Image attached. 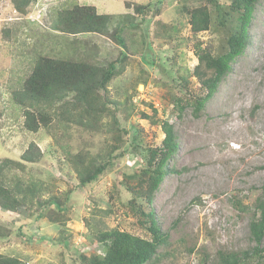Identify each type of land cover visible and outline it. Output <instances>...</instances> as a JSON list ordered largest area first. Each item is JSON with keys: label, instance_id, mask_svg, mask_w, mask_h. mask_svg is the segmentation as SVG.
Returning a JSON list of instances; mask_svg holds the SVG:
<instances>
[{"label": "rangeland", "instance_id": "obj_1", "mask_svg": "<svg viewBox=\"0 0 264 264\" xmlns=\"http://www.w3.org/2000/svg\"><path fill=\"white\" fill-rule=\"evenodd\" d=\"M220 1L227 9L229 0ZM76 2L116 16L111 32L118 17H137L140 26L124 33L128 49L107 35L74 36L51 29L50 14ZM205 4L212 26L193 36L186 10ZM137 7L145 12L139 14ZM230 30V23L220 24L216 7L206 0H37L27 15L16 12L12 0H0V163L22 161L35 143L41 150L37 162L26 163L24 169L10 165L4 178L6 184L21 178L44 185L40 204L37 199L16 212L0 208V254L24 264H79L83 254H104L98 237L105 231L119 229L151 239L149 220L130 207L134 195L123 179L144 167L145 149L162 146L165 135L157 121L174 126L179 150L153 204L138 199L168 235L148 264H218L220 252L255 249L250 225L264 186V0L257 6L244 54L232 63L217 92L199 116L188 104L205 95L194 76V44L201 41L215 55L223 54ZM124 52L127 68L107 95L119 103L122 110L116 114L128 132L125 145L114 154H126L111 173L82 187L81 170L115 144L112 138L119 133L111 130L110 118H103L97 132L69 120L65 128L56 121L34 133L26 128L25 109L14 94L41 55L107 65ZM176 98H184L183 112ZM53 197L61 198L66 208L59 212L48 206L47 218L38 220V212ZM247 264H264V259L254 256Z\"/></svg>", "mask_w": 264, "mask_h": 264}, {"label": "trees", "instance_id": "obj_2", "mask_svg": "<svg viewBox=\"0 0 264 264\" xmlns=\"http://www.w3.org/2000/svg\"><path fill=\"white\" fill-rule=\"evenodd\" d=\"M37 0H12L16 12L27 15L29 7ZM208 4L216 7L219 23L231 25L230 34L227 37V50L225 53L215 55L211 48L204 47L201 41L193 46V51L198 59V65L194 69V76L199 80L204 96L194 98L190 106L196 116L205 108L206 103L217 92L221 82L229 74L232 63L242 56L250 42V27L254 19L257 6L261 0H229L227 9L222 7L220 0H206ZM139 14L145 12V8L137 7ZM192 35L210 30L213 16L208 5L187 8ZM54 18L52 28L61 34L78 36L81 34H98L110 36L122 49H128L126 30L140 26L137 17L123 15L118 17L114 31H110L116 16L99 14L95 7L81 6L77 2L72 7L55 10L50 14ZM122 20V21H121ZM181 45H178V47ZM128 55L122 53V58L110 61L107 65H95L83 59L69 60L63 57L39 56L34 68L24 82L22 90L14 94V100L25 109V126L31 132H38L41 128L50 129L58 122L59 128H65L71 120L73 124L85 127L93 132L101 131L103 118H110L111 130L118 131L112 139L111 145L104 157L94 159L80 172V186L97 182L105 174L111 173L119 160L125 157L126 151L115 155L116 149L120 150L125 145V137L128 132L121 128L116 112L121 111L119 103L110 101L107 89L112 81L127 68ZM185 83L187 79L183 77ZM187 90V86H186ZM189 91V90H187ZM192 100V98H191ZM184 98H176V107L180 112L185 110ZM111 105H115L114 108ZM142 118H148L142 113ZM160 125L165 138L161 147L145 149L141 161L144 167L139 172L125 174L123 181L134 195L130 201L133 211L140 213L149 220L151 239L141 238L132 233L112 229L101 233L99 243L104 245V254H83L79 257V264H148L158 254L159 248L168 241V235L161 231L160 226L151 210L146 212L138 199H145L148 205L153 204L155 194L166 176L173 172L169 169V162L179 150V143L175 128L169 121L155 122ZM110 130V131H111ZM134 145V144H132ZM139 148L138 145L134 146ZM37 150V152H35ZM39 146L32 143L23 155L22 161L5 160L0 163V208L16 212L24 205L33 206L40 204V195L44 191L43 183H35L33 180H21L16 178L12 184L4 178L6 168L10 165L24 169L26 163H36L41 156ZM82 155L77 156V161L83 162ZM81 158V159H80ZM130 182H135L130 184ZM48 206H55L59 212L65 209V202L61 198L53 197L43 209L38 212L37 219L47 218ZM47 208V209H46ZM242 210H249L241 207ZM46 209V210H45ZM65 213V212H64ZM251 235L257 247L252 251L242 253H219L218 264H247L254 256L263 258L264 249L261 243L264 239V186L262 196L256 201L253 220L250 225ZM0 264H24L18 259L5 257L0 254Z\"/></svg>", "mask_w": 264, "mask_h": 264}]
</instances>
